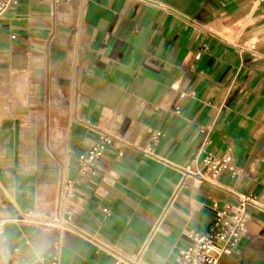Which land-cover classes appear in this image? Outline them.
Instances as JSON below:
<instances>
[{
  "label": "crops",
  "instance_id": "0c3cea01",
  "mask_svg": "<svg viewBox=\"0 0 264 264\" xmlns=\"http://www.w3.org/2000/svg\"><path fill=\"white\" fill-rule=\"evenodd\" d=\"M99 132L114 137L105 176L66 201L61 181ZM226 155L240 174H187ZM249 195L264 206V0H13L0 19V264L52 252L179 264L193 232ZM59 216L71 229L48 224ZM245 227L219 264H264V212Z\"/></svg>",
  "mask_w": 264,
  "mask_h": 264
},
{
  "label": "built area",
  "instance_id": "2783aa9c",
  "mask_svg": "<svg viewBox=\"0 0 264 264\" xmlns=\"http://www.w3.org/2000/svg\"><path fill=\"white\" fill-rule=\"evenodd\" d=\"M13 0H0V19L3 18L11 7ZM162 136L160 130L151 131L150 138L141 148L143 154L148 157H155L156 146ZM114 143V137L105 132H99L98 141L87 151L78 156V178L72 180L64 178L61 181L63 199L70 201L74 196L75 185L80 179L97 177L104 173L100 171L99 163L104 158L108 148ZM122 155V152H119ZM203 170L196 173L187 172L189 175H197L206 180V177H217L224 171H230L237 175L242 170L234 164L231 155H226L222 159L212 156H205L202 159ZM105 178V177H104ZM250 208L264 212V206L256 196H242L236 205L221 208L214 219L211 227L206 231H196L191 234L192 241L179 250L176 261L179 264H219L224 255L239 252L240 240L245 233V220ZM67 219H71V214L67 213ZM62 218L56 217L48 221V224L57 226L61 231L70 227L62 224ZM6 220L0 218V240L4 235ZM71 229V228H70ZM43 264H61L60 253L52 252L48 256H41ZM115 264H145L140 257L125 258L119 256Z\"/></svg>",
  "mask_w": 264,
  "mask_h": 264
}]
</instances>
